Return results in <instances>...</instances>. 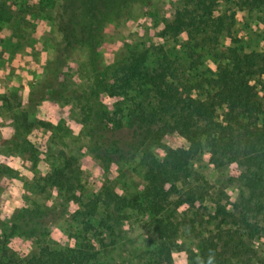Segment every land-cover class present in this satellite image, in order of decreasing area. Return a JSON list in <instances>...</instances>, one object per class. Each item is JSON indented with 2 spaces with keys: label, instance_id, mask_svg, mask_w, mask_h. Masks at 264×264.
Masks as SVG:
<instances>
[{
  "label": "trees",
  "instance_id": "16d2710c",
  "mask_svg": "<svg viewBox=\"0 0 264 264\" xmlns=\"http://www.w3.org/2000/svg\"><path fill=\"white\" fill-rule=\"evenodd\" d=\"M51 1L39 3L41 10L55 8L59 36L46 75L31 84L27 103L63 100L72 86L60 81L62 70L75 52L85 51L91 73L75 97L84 113L86 148L104 166H117L130 178L141 167L145 183L133 198L120 193L117 178L101 183L98 191L84 190L77 159L61 150L41 186L55 205L21 206L2 220L0 232L3 241L9 233L46 238L66 216L81 225L79 245L54 248L46 242L26 259L3 246L0 264H95L97 241L88 234L114 236L115 223L128 208L142 214L157 263L168 264L182 231H196L185 211L200 210L198 201L209 193L192 183L193 160L202 153L213 169L237 165L238 175L228 181L239 183L240 194L230 210L220 197L212 198L216 226L197 235L191 264H264V53L248 52L234 32L237 11L264 12V0H178L173 17L157 22L156 36L180 44L184 61L162 44L133 42L119 29L138 21L139 6L154 0ZM115 38H121L124 50L108 63L104 48ZM207 56L217 62L211 77L200 73ZM103 94L117 99L112 112L97 107ZM57 129L72 133L65 126ZM171 135L180 143L168 144ZM72 205L78 208L71 210Z\"/></svg>",
  "mask_w": 264,
  "mask_h": 264
},
{
  "label": "rangeland",
  "instance_id": "374dc122",
  "mask_svg": "<svg viewBox=\"0 0 264 264\" xmlns=\"http://www.w3.org/2000/svg\"><path fill=\"white\" fill-rule=\"evenodd\" d=\"M40 1L0 0V223L9 220L19 207L33 202L44 201L51 208L55 205L49 202L48 195L41 193V186L44 176L58 164L54 157L61 150H67L77 159L84 190L98 191L101 183L117 178L123 188L119 189L120 193L133 198L140 194L145 183L141 167L137 166V172H132L130 178L117 166H104L86 148L87 136L82 130L84 113L79 107L80 101L75 97L76 90L83 87L84 76L91 73L85 51L75 52L62 70L60 81L72 86L67 89V96L63 100H44L35 106L27 103L31 84L46 75L45 67L53 57L54 42L59 36L55 8L41 10ZM177 2L154 0L150 6L141 4L139 20L119 29L133 42L147 46L162 44L170 55L183 59L180 44L156 36L157 22L170 20ZM222 10L221 3L215 14ZM234 32L245 43L248 52L255 50L264 53V12L257 9L238 10ZM123 50L121 38L111 39L104 48V58L112 63ZM204 61L200 73L211 77L217 62L210 56L205 57ZM260 79L264 83V74ZM116 101L103 94L97 107L112 112ZM39 120L50 126L41 127ZM60 125L72 133L60 132L61 129H57ZM166 141L176 145L181 138L171 135ZM193 167L196 172L193 185L205 188L209 193L203 201H198L200 210L192 207L185 211L184 217L188 222L195 220L196 233L190 229L182 231L178 248L172 251L168 264H191L189 256L191 250L197 252L199 232L214 230L216 223L212 218L215 214L212 198L220 197L229 210L239 198V183L228 181L239 173L236 164L213 169L209 167L206 153H202L193 160ZM76 208L77 205H72L71 210ZM122 213L123 216L115 223L114 236L99 232L88 234L89 238L92 236L97 241L96 251L99 255L94 263L159 264L153 237L142 225V214L138 209L130 208ZM66 220L65 216L52 225L51 235H46V238H25L18 233H9L3 241L0 232V247H7L17 259L29 258L46 242L54 248H74L80 241L77 234L83 235V232L80 224ZM98 223L99 219L96 221Z\"/></svg>",
  "mask_w": 264,
  "mask_h": 264
}]
</instances>
